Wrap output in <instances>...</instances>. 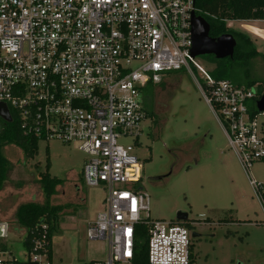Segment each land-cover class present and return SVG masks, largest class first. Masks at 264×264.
<instances>
[{
    "label": "built area",
    "instance_id": "obj_1",
    "mask_svg": "<svg viewBox=\"0 0 264 264\" xmlns=\"http://www.w3.org/2000/svg\"><path fill=\"white\" fill-rule=\"evenodd\" d=\"M192 13L198 16L195 0H0V105L37 145L73 143L88 156L84 184L105 188V210L86 235L106 241L107 255L89 264H133L137 225L145 227V264H190L186 222L150 220L141 165L132 145L118 144L139 136L148 118L141 94L168 72L191 76L264 211L251 172L264 160L257 91L212 78L191 57ZM3 123L0 117L1 148ZM8 229L0 223L2 236ZM47 245L42 224L23 262L0 252V264H51Z\"/></svg>",
    "mask_w": 264,
    "mask_h": 264
},
{
    "label": "rangeland",
    "instance_id": "obj_2",
    "mask_svg": "<svg viewBox=\"0 0 264 264\" xmlns=\"http://www.w3.org/2000/svg\"><path fill=\"white\" fill-rule=\"evenodd\" d=\"M255 23L231 21L226 22V26L246 34L262 53L264 39L253 37L242 27ZM257 26L264 28V21ZM195 61L212 78L215 74L226 75L229 67L226 61L218 62L210 55L196 56ZM249 72L251 79L257 81L254 90L262 89L264 61L252 60ZM193 74L200 80L195 70ZM145 92L140 101L149 116L140 123L139 136L120 138L118 144L133 146L132 155L142 169V187L149 196L150 220L174 221L178 213L187 215L186 227L198 235L191 241V264H264L262 208L191 76L183 70L163 74L162 82L153 86L150 104L146 102ZM258 123L264 136V117H258ZM1 151L6 166L4 181L0 184V222H5L9 229L4 236L0 232V252L9 253L17 262L24 261L25 233L16 228L14 214L21 204L43 203L38 175L45 171L48 161L49 175L60 179L61 185L70 187L74 195L78 189L86 199L84 220L75 215L71 219L59 217L60 223L67 225L51 232V264H89L104 260L106 241H90L86 235L88 221L105 210L103 199L106 196L103 186L89 188L83 182L82 168L88 156L73 143L62 144L57 140L38 142L37 155L29 160L13 146H4ZM251 172L261 184L264 199V160L255 163ZM228 173L231 179L227 178ZM235 190L242 194L245 207L230 197ZM63 203L60 199L51 201L54 206H63ZM245 215L251 222L250 226L242 228L248 233L240 234L243 242L220 233L224 230L220 224L222 219ZM206 218L215 224L207 225Z\"/></svg>",
    "mask_w": 264,
    "mask_h": 264
},
{
    "label": "trees",
    "instance_id": "obj_3",
    "mask_svg": "<svg viewBox=\"0 0 264 264\" xmlns=\"http://www.w3.org/2000/svg\"><path fill=\"white\" fill-rule=\"evenodd\" d=\"M195 8L198 10L197 15L208 23V36L210 38L230 34L236 41L231 59L216 60L218 62L226 61L229 63V67L226 69V75L215 74L214 78L228 80L237 86H255L257 81L250 77L249 64L257 58L264 61V52H258L246 34L228 28L226 22L264 20V0H195ZM212 58L214 59V57ZM234 68L236 70H233ZM152 90L153 85L151 84H148L143 90V92H149L148 95H146V92L144 93L146 102L148 101L149 104L151 103L149 97ZM262 91H264V87L257 90L256 100L259 99ZM149 104L147 105L149 106ZM251 114H257L255 108H251ZM2 126V144L4 146L15 147L26 160L33 159L37 155V140L22 135L18 121L14 119L13 115L12 121L7 124L3 123ZM1 150L2 148L0 147V184L4 181L6 166V160ZM48 170L49 162L47 161L45 171L38 175L43 203L41 205L31 203L19 205L14 214V223L16 224V228L25 233L24 240L22 241L25 250H28L30 242L39 235L41 225H46L48 258L51 260V232L58 226L61 211L69 205H51L50 199L55 193V188L61 184V180L56 177H51ZM184 224L187 226V223ZM136 229L138 232V240H136L134 245L135 259L133 264H145V227L137 225Z\"/></svg>",
    "mask_w": 264,
    "mask_h": 264
},
{
    "label": "crops",
    "instance_id": "obj_4",
    "mask_svg": "<svg viewBox=\"0 0 264 264\" xmlns=\"http://www.w3.org/2000/svg\"><path fill=\"white\" fill-rule=\"evenodd\" d=\"M264 20H258V21H254L256 22L254 24V26H256L257 28L261 29L262 31H264V28L258 27L257 23H262ZM239 23H246V22H242V21H237ZM244 30V29H243ZM248 32V31H246ZM250 34V33H249ZM252 35V34H251ZM255 38H259L257 36L252 35ZM262 40V38H261ZM264 47V45H263ZM228 179H231L229 173H228ZM55 191L57 194H54L51 199H50V203L51 201L54 200H59L60 201H64L65 203H63V206H65L66 204H70L68 207L64 208L61 213L60 216H64L66 218H73V215H75L78 219H85V215L86 212L84 210V206L86 205V199H85V195L79 191L78 189L76 190V194L74 195L72 190L70 189V187L67 186H63V185H58L55 188ZM232 196V200L233 201H238V203L241 205V207H245L246 204L243 201V197L242 194H240V192H238L237 190H235L234 193L230 194V197ZM254 197V196H253ZM258 202V201H257ZM60 204H57V206H59ZM62 205V204H61ZM60 205V206H61ZM258 205L261 206V204L258 202ZM262 208V206H261ZM263 211V208H262ZM263 216H264V211L262 212ZM95 218V217H94ZM94 218L92 219V221L94 220ZM92 221H88V224L91 223ZM221 225L223 226L224 230H221L220 233L224 236V237H233V238H237L238 240H241V242H243V238L240 237V234H243V236L248 235V233H245L242 231V228L245 226H250V222L251 219L249 218L248 215H245L242 218H233V217H228L227 219H222L220 221ZM0 223H5V222H0ZM205 223L207 225H214L215 223L209 219L206 218ZM66 224H61L59 219H58V226H60L61 228H66ZM57 226V227H58ZM88 226V225H87ZM245 234V235H244ZM198 237V236H197ZM52 240V239H51ZM53 253V252H52ZM52 257V256H51ZM192 258H193V254H192Z\"/></svg>",
    "mask_w": 264,
    "mask_h": 264
},
{
    "label": "water",
    "instance_id": "obj_5",
    "mask_svg": "<svg viewBox=\"0 0 264 264\" xmlns=\"http://www.w3.org/2000/svg\"><path fill=\"white\" fill-rule=\"evenodd\" d=\"M191 57L195 58L200 55H210L215 60H223L226 58H232L236 41L230 34H224L217 38H210L208 36L209 25L200 16L191 14ZM256 110L258 112H264V92L256 102ZM0 117L10 122L9 114L4 105H0ZM175 220L178 222H186L187 215L178 213L175 216ZM196 233H192V238L197 237Z\"/></svg>",
    "mask_w": 264,
    "mask_h": 264
},
{
    "label": "bare ground",
    "instance_id": "obj_6",
    "mask_svg": "<svg viewBox=\"0 0 264 264\" xmlns=\"http://www.w3.org/2000/svg\"><path fill=\"white\" fill-rule=\"evenodd\" d=\"M242 27L248 31L249 33H251L252 35L254 36H257V37H260L262 39H264V31H262L261 29L253 26V25H250V24H244L242 25Z\"/></svg>",
    "mask_w": 264,
    "mask_h": 264
}]
</instances>
